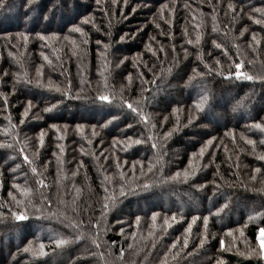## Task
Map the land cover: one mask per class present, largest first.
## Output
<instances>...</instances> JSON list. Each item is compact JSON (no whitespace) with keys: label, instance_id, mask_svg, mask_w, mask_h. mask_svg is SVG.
Listing matches in <instances>:
<instances>
[{"label":"trees","instance_id":"obj_1","mask_svg":"<svg viewBox=\"0 0 264 264\" xmlns=\"http://www.w3.org/2000/svg\"><path fill=\"white\" fill-rule=\"evenodd\" d=\"M255 9L0 0V264H264Z\"/></svg>","mask_w":264,"mask_h":264},{"label":"snow or ice","instance_id":"obj_2","mask_svg":"<svg viewBox=\"0 0 264 264\" xmlns=\"http://www.w3.org/2000/svg\"><path fill=\"white\" fill-rule=\"evenodd\" d=\"M28 2H29V3H32V0H28ZM229 7H232V5L230 4ZM255 11H257V12H264V9H255ZM256 22H257V23H260L261 21L257 20ZM74 31L80 32V31H82V30H81L80 28H75ZM24 39H25V41H26V40H27V37L25 36ZM41 39H44V37H41ZM253 39L255 40V36H253ZM189 43H191V41H189ZM216 47L219 48V47H221V45L216 44ZM10 55H11V54H10ZM45 59H47V57H45ZM217 63H218V61H217ZM242 67H243V65H242L241 63H236V64H235V69H236V71H235L234 75L236 76V78H238V79H239V78H244V79H247V80H252V79H253L252 76H250V75L246 74L245 72L241 71V68H242ZM194 71H195V70H194ZM231 75H233V73H229V76H231ZM99 99H100L101 101H105V102H106V101H109L110 98H109L108 96L101 95V96L99 97ZM203 101H204V98H201V104H198V105H197V108H198V109L201 108V105H202ZM125 103H127V102H125ZM127 106H128V108L131 109L133 112H136V111H137V109L134 108L131 104H128ZM45 110L47 111V110H49V109H45ZM24 115H27V110L25 111ZM145 119H147V117H145ZM255 127L258 128V129H264V125H261V124H259V123H257V124L255 125ZM166 135H167V134H166ZM41 143H42V138H41ZM135 143H140V141L137 140V141H135ZM208 143L210 144V143H211V140H210ZM248 143L251 144V143H253V142H252V141H248ZM153 147H156V145H153ZM203 151H204V150L201 149V154H203ZM260 159H264V156H261ZM24 160H25V162H29V159H28L27 156L24 157ZM150 170H151V169H150ZM32 171H33V172H36V169H35V168H32ZM256 171H259V169H257ZM178 175H179V174H177V176H178ZM185 176H187V173H185ZM14 187L19 188V185H14ZM145 187H148V186L145 185ZM25 191H27V190H25ZM9 195L11 196L12 193L10 192ZM105 207H107V205H105ZM12 216L14 217V219H15L16 221H23V220L28 219L27 215H25V214H23V213H16V212H13V213H12ZM254 218H255L254 216H249V220H252V219H254ZM173 219H174V218H173ZM204 219H205V224H206V223H207V217H205ZM137 220H139V218H137ZM165 223H167V220H165ZM189 227H191V226H189ZM241 235H243V232H242V231H241ZM257 241H258V245H259L258 250H257V249H250V253H249V254H257V251H258V255H259V257H260L261 259H264V227H260V228L258 229ZM53 242L55 243V245H56L58 248L61 247V246H63V245H66L67 243H69V241H67V240H65V239H55ZM201 244H203V240L201 241ZM186 245H187V241H185V246H186ZM223 246H224V245H223V240H222V241H221V247H223ZM44 247H45L44 244L41 243V244L39 245V252H38V253H34V254H35V255H41V256L46 255V253L44 252ZM24 251H25V252H28V251H30V249H29L28 247H25Z\"/></svg>","mask_w":264,"mask_h":264}]
</instances>
